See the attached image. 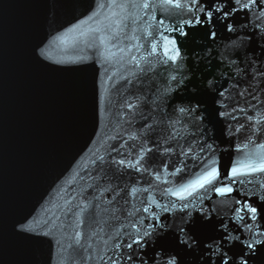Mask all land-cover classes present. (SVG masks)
<instances>
[{
    "label": "snow or ice",
    "instance_id": "obj_1",
    "mask_svg": "<svg viewBox=\"0 0 264 264\" xmlns=\"http://www.w3.org/2000/svg\"><path fill=\"white\" fill-rule=\"evenodd\" d=\"M92 3L91 15L75 27L95 25L89 29L98 42L94 51L102 46L105 72L115 69L108 80L124 67L123 81L130 85L133 78H140L138 74L147 79L160 67L168 87L155 89L151 104L147 97L136 96L135 103L125 99L126 110L117 115L128 124L126 134L109 137L115 143L106 155L93 154L95 175L89 176L94 183L70 194L58 208L63 220L56 216L59 223L20 222L17 234L39 241L48 233L37 231L38 227L60 231L69 241L68 264H185V254L197 249L203 264H264V155L259 151L264 149L260 142L264 141V59L252 50L257 33L258 40H264V0ZM221 29L244 48L243 55L238 50L236 59L226 60L235 69L231 73L235 82L220 84L225 73L205 78L189 101L181 97L178 104L171 94L191 79L181 62L186 66L188 59L200 55L195 49L189 55V43H199L193 37L201 31V39L214 43ZM202 51L210 59L207 45ZM201 94L212 97L214 112L202 108L201 100L191 102ZM141 105L150 110L144 112ZM214 116L221 118V133L228 137L225 143L230 149L224 151L243 156L223 168L217 146L209 142L215 139L207 127ZM137 117L142 121L139 128ZM129 172L149 176L143 181L147 186L124 181ZM209 230L215 235L205 239ZM167 232L174 234L171 242ZM154 235L163 241L158 247H150ZM57 243L64 248L61 241Z\"/></svg>",
    "mask_w": 264,
    "mask_h": 264
},
{
    "label": "water",
    "instance_id": "obj_2",
    "mask_svg": "<svg viewBox=\"0 0 264 264\" xmlns=\"http://www.w3.org/2000/svg\"><path fill=\"white\" fill-rule=\"evenodd\" d=\"M94 7L92 0H0V264H68L69 241L60 231L38 227L37 231L48 235L39 241L29 240L17 234L19 223L42 224L46 219L59 223L56 216L63 220L58 208L70 194L94 183L89 176L95 175L93 154L106 155L108 146L115 143L109 137L126 134L128 124L117 115L126 110L122 107L125 99L135 103L136 96L147 97L151 104L154 90L168 87L160 67L147 79L138 74L140 78H133L130 85L124 84V67L113 81L108 80L115 69L105 72L102 46L94 51L98 42L89 29L95 25L89 22L75 27L91 15L89 9ZM256 36L252 50L264 59V49L258 46L264 45V40H258L259 33ZM201 37L202 31L196 33L193 39L199 43L190 42L188 49L189 55L193 49L200 55L195 60L188 59L186 66L181 62L184 74L191 79L186 78V87L171 94L178 104L181 97L189 101L205 78L225 73L226 79L220 78V84L235 82L231 76L235 69L226 60L236 59L238 50L243 55L241 41L222 29L214 43ZM205 45L211 49L210 59L202 51ZM196 100L203 101L201 107L209 111L217 107L207 94L191 102ZM141 107L146 113L150 110ZM220 120L214 116L207 127L215 137L209 142L217 146L223 168L243 156L224 151L230 145L225 143L228 137L221 133ZM140 123L137 117L136 128ZM249 147L254 149L253 145ZM259 151L264 155V149ZM188 165L191 169L192 162L188 161ZM123 179L129 183L139 181L137 186L146 187L143 181L150 177L129 172ZM213 200L218 202L216 197ZM220 208L226 210L224 205ZM166 235L169 242L174 239L173 233ZM208 235L215 233L209 230L204 238ZM152 240L150 247L163 242L155 235ZM203 259L199 249L185 254V264H203Z\"/></svg>",
    "mask_w": 264,
    "mask_h": 264
}]
</instances>
